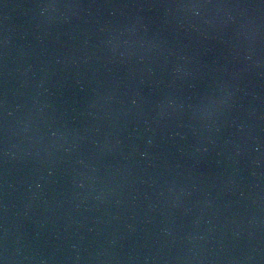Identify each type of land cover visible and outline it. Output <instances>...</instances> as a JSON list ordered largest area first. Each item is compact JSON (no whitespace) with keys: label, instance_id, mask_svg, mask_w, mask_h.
I'll list each match as a JSON object with an SVG mask.
<instances>
[{"label":"water","instance_id":"95a60500","mask_svg":"<svg viewBox=\"0 0 264 264\" xmlns=\"http://www.w3.org/2000/svg\"><path fill=\"white\" fill-rule=\"evenodd\" d=\"M0 264H264V0H0Z\"/></svg>","mask_w":264,"mask_h":264}]
</instances>
